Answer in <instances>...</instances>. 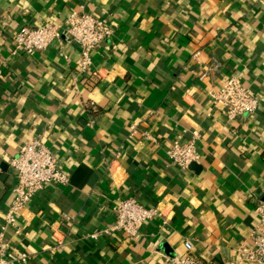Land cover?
<instances>
[{
	"label": "crops",
	"instance_id": "0c3cea01",
	"mask_svg": "<svg viewBox=\"0 0 264 264\" xmlns=\"http://www.w3.org/2000/svg\"><path fill=\"white\" fill-rule=\"evenodd\" d=\"M79 9L109 23L113 36L91 54L99 78L65 93L75 47L10 51L20 27L62 23ZM212 60L221 65L214 76L206 74ZM227 76L259 99L253 116L228 122L208 102L206 91ZM193 131L200 158L184 171L166 154ZM36 138L69 183L39 192L19 219L22 235L8 233L29 255L25 264H165L186 242L202 263L233 260L251 245L264 202V0H0V224L16 182L8 161ZM128 198L161 214L137 243L103 234L113 206Z\"/></svg>",
	"mask_w": 264,
	"mask_h": 264
},
{
	"label": "built area",
	"instance_id": "2783aa9c",
	"mask_svg": "<svg viewBox=\"0 0 264 264\" xmlns=\"http://www.w3.org/2000/svg\"><path fill=\"white\" fill-rule=\"evenodd\" d=\"M112 36L113 30L109 23L79 9L71 12L62 23H46L39 27L28 25L20 27L13 38L10 54L12 56H31L45 51L54 43L59 47H75L80 60L76 72L71 75V83L65 93L71 91L78 93L80 79L88 83L93 78H99L96 73L91 71V54L97 46L108 41ZM198 57L199 53L197 52L192 56V59L196 61ZM220 69L221 65L216 60H212L206 74L217 75ZM205 75L201 78H204ZM206 97L209 103L222 111L228 122L251 117L260 106L259 99L244 86L239 76H227L220 80L219 85L212 86L206 91ZM89 108L92 112H96L93 104H89ZM94 122L91 115L87 126L92 127ZM136 126H132V134L136 133ZM144 138L152 140L146 133ZM199 140L200 136L196 131L191 133L189 139L182 137L174 139L166 154L168 161L184 171L191 165L198 164L200 156L197 152V144ZM8 165L14 172L16 182L10 190L12 201L3 215L2 224H0V264H25L29 255L14 248L8 238V233L11 232L15 237L21 236L19 219L33 198L47 187L68 185L69 178L61 170L52 151L40 138L24 142L17 155L8 161ZM254 211L257 223L250 232L251 245H240L236 249L233 260L219 264H264V202H259ZM112 212L113 224L109 229L103 231V234H123L132 243H137L141 239V229L145 224L161 215L156 208L144 207L133 198L118 202L113 206ZM61 219L65 223L71 224V219L67 215L62 214ZM97 237V234L89 235V238L93 240H96ZM54 238V250L61 249L63 243L56 236ZM184 246L185 254L165 257L164 263L205 264L192 254L190 242H186Z\"/></svg>",
	"mask_w": 264,
	"mask_h": 264
},
{
	"label": "water",
	"instance_id": "95a60500",
	"mask_svg": "<svg viewBox=\"0 0 264 264\" xmlns=\"http://www.w3.org/2000/svg\"><path fill=\"white\" fill-rule=\"evenodd\" d=\"M192 167H194V165H191L189 168H192Z\"/></svg>",
	"mask_w": 264,
	"mask_h": 264
}]
</instances>
